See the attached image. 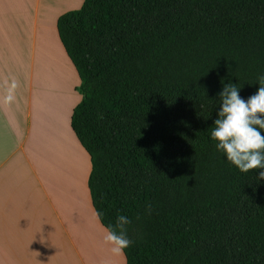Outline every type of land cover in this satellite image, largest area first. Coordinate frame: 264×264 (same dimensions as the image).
Here are the masks:
<instances>
[{"label": "trees", "instance_id": "1", "mask_svg": "<svg viewBox=\"0 0 264 264\" xmlns=\"http://www.w3.org/2000/svg\"><path fill=\"white\" fill-rule=\"evenodd\" d=\"M56 29L92 207L131 219L125 264H264V180L209 139L222 84L247 98L264 73V0H83Z\"/></svg>", "mask_w": 264, "mask_h": 264}, {"label": "crops", "instance_id": "2", "mask_svg": "<svg viewBox=\"0 0 264 264\" xmlns=\"http://www.w3.org/2000/svg\"><path fill=\"white\" fill-rule=\"evenodd\" d=\"M82 1L0 0V264H125L103 243L70 126L79 78L56 20Z\"/></svg>", "mask_w": 264, "mask_h": 264}, {"label": "clouds", "instance_id": "3", "mask_svg": "<svg viewBox=\"0 0 264 264\" xmlns=\"http://www.w3.org/2000/svg\"><path fill=\"white\" fill-rule=\"evenodd\" d=\"M255 83L256 91L247 98L239 95L242 86L237 83L229 80L222 84L209 139L214 141L215 150L240 172L256 169L259 182L264 180V73L257 74ZM151 209L152 205L146 203L145 211L150 214ZM94 216L99 220L103 212L96 211ZM130 223L128 216L117 214L114 222L103 225L102 240L112 254H122L133 243L126 227Z\"/></svg>", "mask_w": 264, "mask_h": 264}, {"label": "rangeland", "instance_id": "4", "mask_svg": "<svg viewBox=\"0 0 264 264\" xmlns=\"http://www.w3.org/2000/svg\"><path fill=\"white\" fill-rule=\"evenodd\" d=\"M79 4H80V0H79ZM78 5H69V7L68 8H75V7H77ZM53 83V85H54V80L52 79V82H51V84ZM53 91H51L50 93H52Z\"/></svg>", "mask_w": 264, "mask_h": 264}, {"label": "bare ground", "instance_id": "5", "mask_svg": "<svg viewBox=\"0 0 264 264\" xmlns=\"http://www.w3.org/2000/svg\"><path fill=\"white\" fill-rule=\"evenodd\" d=\"M42 90V89H41ZM44 90H46V89H44ZM61 112V111H60ZM56 116V115H55ZM57 119H60L59 117H57ZM58 121H60V120H58ZM55 122V121H54ZM60 123V122H59ZM55 128V127H54ZM61 130V129H60ZM59 130V131H60ZM61 132V131H60ZM61 135V134H60ZM63 140V139H62ZM81 164V163H80Z\"/></svg>", "mask_w": 264, "mask_h": 264}]
</instances>
